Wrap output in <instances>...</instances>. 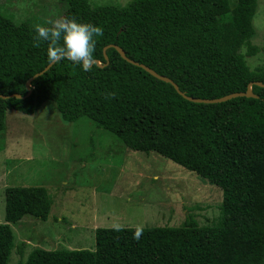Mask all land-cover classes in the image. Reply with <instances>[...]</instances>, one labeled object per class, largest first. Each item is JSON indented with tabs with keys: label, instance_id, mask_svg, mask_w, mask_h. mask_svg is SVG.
Listing matches in <instances>:
<instances>
[{
	"label": "trees",
	"instance_id": "obj_1",
	"mask_svg": "<svg viewBox=\"0 0 264 264\" xmlns=\"http://www.w3.org/2000/svg\"><path fill=\"white\" fill-rule=\"evenodd\" d=\"M64 17L103 28L91 71L69 60L34 79L26 98H0V131L8 110L31 115L54 103L62 118L82 117L117 136L133 151L156 153L221 188L217 224L188 217L179 227L97 228L95 250L34 249L22 264H264V87L258 96L222 103L186 100L170 84L124 60L171 78L187 96L217 99L264 83V63L252 40L259 0H132L125 6H92L62 0ZM35 24L0 13V95L27 96L26 84L49 64L47 42L34 47ZM50 26V25H46ZM114 92L115 98H107ZM0 224V264L15 247L11 224L25 216L46 221L52 202L44 187H7ZM23 254V248L20 249Z\"/></svg>",
	"mask_w": 264,
	"mask_h": 264
},
{
	"label": "rangeland",
	"instance_id": "obj_2",
	"mask_svg": "<svg viewBox=\"0 0 264 264\" xmlns=\"http://www.w3.org/2000/svg\"><path fill=\"white\" fill-rule=\"evenodd\" d=\"M132 0H90L92 6ZM238 0H229L230 7ZM62 0H0V13L17 23L64 17ZM252 42L264 63V0L253 20ZM44 187L52 202L46 221L25 216L11 224L15 247L8 264H22L34 249L95 250L97 228L179 227L188 217L200 226L218 223L223 192L185 167L156 153L128 149L114 134L82 117L65 121L54 103L34 114L6 112L0 131V224L5 222L7 187ZM23 248V254L20 249Z\"/></svg>",
	"mask_w": 264,
	"mask_h": 264
},
{
	"label": "clouds",
	"instance_id": "obj_3",
	"mask_svg": "<svg viewBox=\"0 0 264 264\" xmlns=\"http://www.w3.org/2000/svg\"><path fill=\"white\" fill-rule=\"evenodd\" d=\"M50 26L35 25L36 36L34 47H40V42H47V59L49 64L69 60L75 65L82 66L85 72L91 71L96 64L94 51L96 37L103 36V28L90 23L78 22L75 18L61 17L47 21ZM115 93H107V98H115ZM116 231H121L123 225L112 224ZM143 226H136L133 238L139 240Z\"/></svg>",
	"mask_w": 264,
	"mask_h": 264
},
{
	"label": "water",
	"instance_id": "obj_4",
	"mask_svg": "<svg viewBox=\"0 0 264 264\" xmlns=\"http://www.w3.org/2000/svg\"><path fill=\"white\" fill-rule=\"evenodd\" d=\"M109 48H115L119 54L121 55V57L126 60L128 63L134 65V66H137V67H140L142 69H144L146 72H148L149 74H151L153 77L163 81V82H166V83H170L174 88L175 90L181 95L183 96L186 100L190 101V102H194V103H204V104H215V103H222V102H226V101H229L231 99H234V98H238V97H255V98H258L257 95H255L253 92H252V85L253 84H256L258 86H261V87H264V83L262 82H255V83H251L249 86H248V89L246 92H239V93H233V94H229V95H226L224 97H221V98H217V99H200V98H194V97H190V96H187L184 92H182L179 88V86L169 77H166V76H163L159 73H157L155 70H153L152 68L142 64V63H139L133 59H130L129 57H127L125 51L120 48L119 46L117 45H108L104 48V56H105V59L107 60L106 62V65L109 64V57L107 55V50ZM96 63L99 65V66H103L101 64L100 61H96ZM54 64H48L45 69L43 71H41L40 73H37L36 75H34L32 78H30L26 84V87L28 89V94L27 96H21L19 94H13L11 96H4V95H0V98H3V99H7V98H12V97H16V98H19V99H22V98H26V97H29L31 94H32V87H31V84L32 82L34 81V79H36L37 77L43 75L45 72H47Z\"/></svg>",
	"mask_w": 264,
	"mask_h": 264
}]
</instances>
